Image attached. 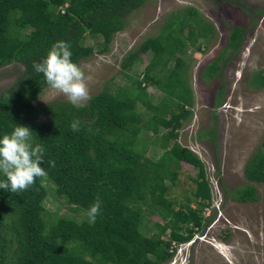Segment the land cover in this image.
I'll return each instance as SVG.
<instances>
[{"label": "trees", "instance_id": "16d2710c", "mask_svg": "<svg viewBox=\"0 0 264 264\" xmlns=\"http://www.w3.org/2000/svg\"><path fill=\"white\" fill-rule=\"evenodd\" d=\"M144 1L0 0V67L12 62L24 67L18 79L0 93V138L16 125L29 127L33 143L45 149L41 166L55 185L54 196L86 214L97 197L102 202L94 221L55 216L50 222L42 178L19 194L0 188V264H162L174 254L172 242H186L193 227L207 225L202 211L210 202L211 188L204 163L177 141V130L192 114L193 104L183 57L186 46L199 49L196 41H208L214 33V26L195 8L171 13L157 36L145 39L122 59L121 66L131 68L141 60L140 53L151 51L143 80L135 79L129 88L115 92L105 87L80 109L61 100L34 104L49 87L43 74L33 69L34 62L46 58L57 41H65L71 45L72 62L78 65L93 52V47L83 44L86 35L101 37V51L106 50L114 34L124 29L126 16ZM244 31L238 26L230 31L228 45L233 50L238 49ZM154 70H165L166 81L161 83ZM218 70L215 58L201 76L214 78ZM251 82L254 87H264V70L255 71ZM145 83L157 85L164 93L161 100L151 102L153 96ZM165 96L173 97L171 109L164 106ZM137 102L150 110L147 113L153 110L144 124L146 129L157 133L161 126L167 130L162 137L164 154L155 161L134 150L133 139L123 142L119 136L120 132H133L137 140V124L142 120ZM163 107L162 116L155 117V109ZM74 119L80 121L78 132L70 128ZM169 139L172 144L166 149ZM49 160L55 161V167L49 166ZM183 162L197 169L192 192L195 205L186 202L175 209L167 197V181L175 182L178 171L174 166L179 168ZM243 174L248 181L264 182V136L246 160ZM0 179L6 177L0 174ZM231 195L241 202L258 200L252 184L235 188ZM143 209L159 212L163 220L155 223L158 231L151 235L143 231L150 232L147 224L142 227Z\"/></svg>", "mask_w": 264, "mask_h": 264}, {"label": "rangeland", "instance_id": "374dc122", "mask_svg": "<svg viewBox=\"0 0 264 264\" xmlns=\"http://www.w3.org/2000/svg\"><path fill=\"white\" fill-rule=\"evenodd\" d=\"M184 7L195 8L214 26L208 41H196L200 43L199 49L186 46L183 57L186 80L193 93L192 114L177 130L178 143L192 150L204 163L211 199L202 211L207 225L198 230L193 227L192 235L185 243L172 242L171 250L176 247L174 255L162 264H180L181 261L182 264H264V182L248 181L243 174L246 160L260 146L264 136V87H254L251 82L255 71L264 70V0H145L126 16L124 29L114 34L106 50L101 51V37L86 35L83 44L93 47V52L80 60L78 66L90 78V95L105 87L112 92L129 88L135 79L143 80L144 68L152 52L140 53L141 60L131 68H123L122 59L145 39L157 36L167 17ZM235 26L245 31L238 49L233 50L228 45V35ZM215 58L219 64L218 75L202 77L205 66ZM23 69L19 62L0 67V93L18 79ZM165 72L154 70L161 83L166 81L163 78ZM146 91L153 96V104L164 95L155 84H148ZM56 100L68 101L63 94L47 87L34 104L40 106ZM164 102L169 109L174 106L172 96H165ZM136 107L142 119L137 124L138 141L133 138V132H120V139L123 142L133 139L134 150L155 161L164 154L162 137L167 130L161 126L157 133L146 129L144 124L151 118L153 110L147 113L150 110L141 102H137ZM163 113L164 107L154 112L155 117ZM172 140L167 141L166 149ZM174 169L178 175L173 184L167 181V197L175 209L186 202L194 206L192 192L196 187L197 169L184 162ZM42 181L47 189L44 205L50 222L55 216V219L64 217L79 222L88 219L82 208L54 196L55 185L46 176ZM246 184L256 188V202L233 199V190ZM145 214L142 227L147 224L150 232L143 231L145 235H151L158 231L155 223H163V220L157 211H145ZM163 237L167 238L166 234ZM214 241L221 244H214Z\"/></svg>", "mask_w": 264, "mask_h": 264}, {"label": "clouds", "instance_id": "9594fccd", "mask_svg": "<svg viewBox=\"0 0 264 264\" xmlns=\"http://www.w3.org/2000/svg\"><path fill=\"white\" fill-rule=\"evenodd\" d=\"M70 48V43L57 41L46 58L39 63H33V69L43 74L51 89L63 94L69 103L80 109L91 100L88 87L90 78L85 75L81 67L72 62ZM80 126L78 119H74L70 124L74 132L80 131ZM32 133L29 127L16 125L10 134L0 138V174L6 177V179H0V188L19 194L32 187L37 178L47 175L41 166L44 163L45 149L42 144L33 143ZM48 164L50 167H55L54 160H49ZM101 203L97 197L89 207L87 215L91 220L94 221L100 214ZM214 244L220 245L221 242L214 241ZM174 248L176 250L175 246ZM182 263L183 261L180 262Z\"/></svg>", "mask_w": 264, "mask_h": 264}]
</instances>
